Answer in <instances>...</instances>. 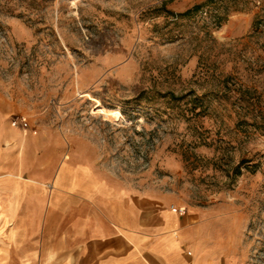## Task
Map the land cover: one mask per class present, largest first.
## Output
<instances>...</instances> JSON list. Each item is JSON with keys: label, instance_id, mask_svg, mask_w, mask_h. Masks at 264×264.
I'll list each match as a JSON object with an SVG mask.
<instances>
[{"label": "rangeland", "instance_id": "obj_1", "mask_svg": "<svg viewBox=\"0 0 264 264\" xmlns=\"http://www.w3.org/2000/svg\"><path fill=\"white\" fill-rule=\"evenodd\" d=\"M59 147L264 264V0H0V174L49 187Z\"/></svg>", "mask_w": 264, "mask_h": 264}, {"label": "crops", "instance_id": "obj_2", "mask_svg": "<svg viewBox=\"0 0 264 264\" xmlns=\"http://www.w3.org/2000/svg\"><path fill=\"white\" fill-rule=\"evenodd\" d=\"M56 149L49 187L21 168L0 174V264H204L188 241L192 216L111 184L80 150L62 160Z\"/></svg>", "mask_w": 264, "mask_h": 264}, {"label": "bare ground", "instance_id": "obj_3", "mask_svg": "<svg viewBox=\"0 0 264 264\" xmlns=\"http://www.w3.org/2000/svg\"><path fill=\"white\" fill-rule=\"evenodd\" d=\"M88 99L89 100H93L95 103H96V107H95V109L96 108H99L100 107V105H102V104H100V102L98 101V99L96 100V99H93V98H91V97H89L88 96ZM102 109V108H101ZM96 110H98V109H96ZM101 113L102 114H105V116H108V115H113V116H115V117H117V116H119V111H112V112H107V111H105L104 109L103 110H101ZM114 118V117H113ZM48 187V186H47Z\"/></svg>", "mask_w": 264, "mask_h": 264}, {"label": "built area", "instance_id": "obj_4", "mask_svg": "<svg viewBox=\"0 0 264 264\" xmlns=\"http://www.w3.org/2000/svg\"><path fill=\"white\" fill-rule=\"evenodd\" d=\"M170 209H171V210H174L176 213H179V214L184 213V210H183V209H178V210H176V209H174L173 207H170Z\"/></svg>", "mask_w": 264, "mask_h": 264}]
</instances>
